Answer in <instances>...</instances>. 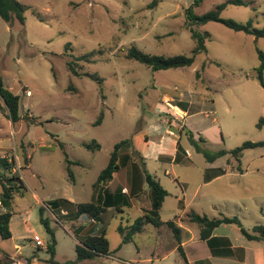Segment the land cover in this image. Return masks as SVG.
Wrapping results in <instances>:
<instances>
[{
	"label": "rangeland",
	"instance_id": "1",
	"mask_svg": "<svg viewBox=\"0 0 264 264\" xmlns=\"http://www.w3.org/2000/svg\"><path fill=\"white\" fill-rule=\"evenodd\" d=\"M17 1L29 8L23 25L0 18V78L19 96L20 120L12 124L0 112V158L13 162L25 190L10 200L12 236L0 238V264H11L8 259H16L15 252L25 258L33 252L47 257L37 249L48 240L39 222L41 207L55 232L54 260L75 259L80 238L65 220L51 214L48 202H89L93 183L120 142L125 143L118 150L113 187L130 195L110 190L116 207L102 215L105 238L118 261L99 257L92 264H264V242L247 241L236 225L215 231L230 239L234 249L218 247L200 240L198 227L186 218L191 212L210 219L236 217L250 233L264 226V147L242 151L239 162L228 153L208 163L186 135L191 132L209 154L230 152L244 142H264V73L263 86L256 78L257 51L264 54V39L208 22L192 27L207 37L191 66L152 71L128 60L127 50L134 46L166 58L192 56L195 42L185 11L193 0ZM225 1L204 0L193 12L200 16ZM243 1L244 6L228 4L221 18L264 27V0ZM89 54L88 61L78 60ZM180 104L189 113L184 121L178 118L184 131L169 111ZM174 153L177 159L170 162ZM66 159L76 164L68 165ZM210 168L226 172L207 183ZM144 171L167 192L160 220L187 231L180 235L184 257L172 251L178 243L165 226L145 225L122 243L117 228L129 227L146 214L136 202L120 205L133 197ZM0 174L7 176L5 171ZM138 200L146 204L149 191ZM219 248L224 256L212 253Z\"/></svg>",
	"mask_w": 264,
	"mask_h": 264
},
{
	"label": "trees",
	"instance_id": "2",
	"mask_svg": "<svg viewBox=\"0 0 264 264\" xmlns=\"http://www.w3.org/2000/svg\"><path fill=\"white\" fill-rule=\"evenodd\" d=\"M204 0H193L192 5L186 9L185 15L187 19V25L190 27V35L192 40L195 42V46L191 50L192 56H184V55H176L172 57H163L156 56L147 53H143L136 47L132 46L127 50L126 58L128 60H133L138 62L145 67L151 69L152 71H161L168 69H176V68H184L191 66L194 60V56L201 51H204V41L207 37V33H200L192 27H198L208 22H217L225 26L226 28L234 31V32H242L247 35L254 36L255 38H263L264 39V27L258 29L252 26L250 22L246 23H236L232 20L222 19L220 14L225 9L228 4L231 5H246L243 0H226L224 3H220L214 8L205 14L197 16L194 14L193 9L197 7ZM29 7L21 4L17 0H0V18L6 22L7 24L12 25L14 21L23 25L24 23V12ZM259 65L256 68V78L262 84V76L264 73V54L261 51H257ZM91 56L85 55L80 57L78 60L88 61V58ZM68 70L73 74H77L72 68L71 64H68ZM91 78L99 80V78H95L93 75ZM263 86V84H262ZM18 103L19 96L13 94L8 88H6L3 84L2 79L0 78V112L5 114L12 124L18 122L20 120L19 111H18ZM182 111H186V108L183 105H176ZM263 119L259 121L262 123ZM260 126V125H259ZM188 138L190 142L196 146L198 152H201L204 155L206 162L213 163L218 158L223 157L224 155L230 153L231 156L239 162L241 157V153L247 149L264 147V142H244L241 146L235 148L234 150L227 151H219L217 153L209 154L204 151L203 148L197 146V141L194 139L193 134L191 132H187ZM198 141L201 143H205V141L199 137ZM125 142H120L114 145L113 151L110 154L109 161L105 168L101 170L96 181L92 185V197L90 202L80 203L74 205L70 201L64 198H57L48 202V208L51 211V214L56 218H62L61 211H66V215L64 216L69 220H76L80 216L87 215L88 218L97 220L98 217L103 213L105 208L108 207H116L112 202H115L116 196H112L110 194V190L108 187L109 182H111L113 178V174H117L119 170V162H118V150ZM86 148H90V146H86ZM179 145L177 143V149ZM177 157L175 158L176 161ZM68 165L76 164L75 162H71L66 159ZM0 171L7 172V176L0 174V186H1V195H0V206L5 210L0 212V238L3 240H8L11 238V232L9 229V222L11 219V212L9 211L10 200L13 199L15 195H22L24 193L25 187L23 182L20 180L19 176L15 174V169L13 167V162H9L5 157L0 158ZM212 174H207L208 176L205 178L206 182H209L213 178H216L224 173L222 169H212ZM68 176L70 180H72V174L68 169ZM144 179L145 183L148 186L149 190V198L151 201V209L146 212L143 216L134 220V222L129 227L119 226L117 231L122 236V243L126 244L130 242L134 235L140 233L143 230L145 225H151L154 228H160L165 226L169 228L174 236V239L178 243L177 251L179 253L183 252L180 246V233L181 229L174 222L168 221L163 222L160 220L159 210L163 204L164 198L167 196V192L162 188L157 180L153 176H151L147 171H144ZM110 192V193H109ZM119 195H123L120 192H115ZM119 205V204H117ZM121 205H129V200H123V204ZM43 208H39V222L43 226L48 240L46 242V253L48 254V259L44 261L46 264H80L84 261L95 260L96 258L102 256H109L112 252L109 250V243L105 238L104 232H102L98 236H88L84 241L75 246V259L73 261H66L64 263H59L54 260L55 257V232L54 229L50 226V220L43 216ZM186 218L189 223L194 224L198 227L199 238L200 240L206 241L207 244L214 245H225L230 246L229 240L226 238L213 237L212 232L220 227L221 225H236L239 229L240 234L247 241H263L264 242V226H255L252 229V232H247L244 228H242L239 220L236 217H219V218H208L205 215H199L194 212L186 214ZM61 220V219H60ZM120 247H118L117 251ZM215 256H224L225 251L219 249H215L212 251ZM4 264V263H3Z\"/></svg>",
	"mask_w": 264,
	"mask_h": 264
},
{
	"label": "crops",
	"instance_id": "3",
	"mask_svg": "<svg viewBox=\"0 0 264 264\" xmlns=\"http://www.w3.org/2000/svg\"><path fill=\"white\" fill-rule=\"evenodd\" d=\"M170 112H173L174 114H176V116H178V117H175V119H174V121H177V120H179L178 118L180 117V118H182L183 117V121L186 119V118H188L189 117V113L187 112V110L186 111H182L180 108H178L176 105H175V107H173V109L171 110H169ZM178 111V112H177ZM181 123H182V126L180 127L181 128V130H183L184 131V128H185V125L183 124V122L181 121V119L179 120ZM168 133H171L170 135L171 136H174L173 134H172V131L170 132V131H167V134ZM175 156V153L174 154H172V158H171V161L170 162H173V160H174V157ZM161 158V157H160ZM159 158V159H160ZM210 169H214V168H210ZM210 169H208V170H210ZM224 172H226L225 170H224ZM219 177V176H218ZM217 178V177H216ZM216 178H213L212 180H214V179H216ZM116 179V174H113V178H112V180H111V182H109L108 183V185L106 186V187H108V189L109 190H112L113 192H120L121 194H123V195H130V192H128V190H126L125 188H122L120 191L118 190V189H116L117 187H119V186H115V187H113V185H114V181L113 180H115ZM156 180V179H155ZM212 180H210V181H212ZM209 181V182H210ZM208 183V182H207ZM114 189H116V190H114ZM145 191H149L148 190V187H147V184L145 183V179H144V177H141V179H139L138 180V182L136 183V186H134L133 187V190H132V195H133V197L132 198H130V200H129V205H128V207H131V206H133L134 205V203L136 202V203H138V207L142 210V211H144L145 213L146 212H148L150 209H151V201H150V198H149V200H147L146 201V204L145 203H142L141 204V202L142 201H140V200H138V197L139 196H141L142 195V192H145ZM92 197V196H91ZM91 197H90V200H91ZM140 199V198H139ZM90 202V201H89ZM122 204H123V201H122ZM121 205V204H120ZM114 208V207H113ZM106 209H109V210H111L112 209V207H108V208H105V210L103 211V213L98 217V219L97 220H94V219H90V218H88V217H86V216H80V217H78L76 220H69V219H66L64 216L66 215V211H61V215H62V219L63 220H65L66 221V224H68V225H70L73 229H74V232L79 236V238H80V240H79V243L80 242H82V241H84L88 236H98V235H100L102 232H104V234H105V229L103 228V224L105 223V221H104V219L102 218V215H104V213L106 212ZM64 214V215H63ZM12 217V216H11ZM52 219V218H51ZM10 221H11V219H10ZM79 222H80V224H79ZM10 223L11 222H9V229H10ZM101 223V224H100ZM178 227H180L179 225H177ZM222 226V225H221ZM163 227V226H162ZM162 227H160V228H162ZM180 229H181V233H180V235L181 234H183V231H185L184 233H187V231L184 229V228H181L180 227ZM215 231H216V229L212 232V236L213 237H225V238H227L226 236H216V233H215ZM10 232H11V230H10ZM199 232V231H198ZM12 236V235H11ZM172 237H173V235H172ZM181 237H183V235L182 236H180V239H181ZM198 237H199V234H198ZM55 240H56V238H55ZM175 240V239H174ZM36 242V241H35ZM175 242L177 243V241L175 240ZM229 242H230V246L234 249V247H233V244H232V242H231V240L229 239ZM180 246L182 247L183 246V244H185L184 242H182V240H180ZM39 245H41L40 247H38L37 249L40 251H44L45 253H46V250H45V246H44V244L42 245V243H38ZM77 244H75L74 245V248H75V246H76ZM174 245L175 246H173V248H172V251H175V250H177V248H178V244L176 245L175 243H174ZM56 246V245H55ZM15 247H16V245H15ZM120 249V248H119ZM17 250H19V248H17ZM109 250H110V248H109ZM47 254V253H46ZM55 255H56V251H55ZM14 256H15V258L16 259H8V260H10V261H12V263H14V264H46V263H44V261L45 260H47L48 259V254H47V257H44V258H41L40 257V255L38 254V255H35L34 254V252L30 255V256H28L27 258H25V257H23V256H21L18 252H15L14 253ZM7 257V256H6ZM102 257H105V258H107L108 260H111V261H114V260H116V261H118V259L116 258V257H113L112 256V254L111 255H109V256H102ZM8 258V257H7ZM55 258V257H54ZM101 258V257H100ZM100 258H96V259H100ZM95 259V260H96ZM19 260H22L23 262L21 263ZM95 260H92V261H84V262H82V263H80V264H92ZM0 261H1V259H0ZM58 262V261H57ZM63 263L65 262V261H62ZM61 262V263H62Z\"/></svg>",
	"mask_w": 264,
	"mask_h": 264
},
{
	"label": "built area",
	"instance_id": "4",
	"mask_svg": "<svg viewBox=\"0 0 264 264\" xmlns=\"http://www.w3.org/2000/svg\"><path fill=\"white\" fill-rule=\"evenodd\" d=\"M11 264H14V263H11Z\"/></svg>",
	"mask_w": 264,
	"mask_h": 264
},
{
	"label": "bare ground",
	"instance_id": "5",
	"mask_svg": "<svg viewBox=\"0 0 264 264\" xmlns=\"http://www.w3.org/2000/svg\"><path fill=\"white\" fill-rule=\"evenodd\" d=\"M178 112V111H177Z\"/></svg>",
	"mask_w": 264,
	"mask_h": 264
},
{
	"label": "water",
	"instance_id": "6",
	"mask_svg": "<svg viewBox=\"0 0 264 264\" xmlns=\"http://www.w3.org/2000/svg\"><path fill=\"white\" fill-rule=\"evenodd\" d=\"M148 187V186H147Z\"/></svg>",
	"mask_w": 264,
	"mask_h": 264
}]
</instances>
